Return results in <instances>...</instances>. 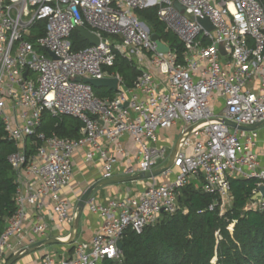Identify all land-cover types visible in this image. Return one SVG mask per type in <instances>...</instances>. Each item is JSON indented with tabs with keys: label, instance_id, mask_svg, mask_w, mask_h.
Wrapping results in <instances>:
<instances>
[{
	"label": "built area",
	"instance_id": "1",
	"mask_svg": "<svg viewBox=\"0 0 264 264\" xmlns=\"http://www.w3.org/2000/svg\"><path fill=\"white\" fill-rule=\"evenodd\" d=\"M149 7L180 40L182 53L162 39L169 49L157 50L136 14ZM203 17L210 30L198 23ZM37 22L44 23L41 36L32 32ZM78 26L96 33L99 44L74 50L71 34ZM116 53L139 70L130 87L108 71ZM77 77H117L118 89L99 97ZM45 113L77 118L79 137L47 135L40 129ZM0 119L17 146L8 156L17 176L15 210L0 234V264L50 237L63 241L61 248L43 250L37 264H123L117 242L124 233H141L163 212L174 213L178 191L191 178L216 195L209 208L218 205L220 214L231 206L232 178L256 179L253 194L264 185L263 3L0 0ZM257 123L256 129L238 128ZM177 125L181 139L172 166L160 175L175 170L173 178L160 184L148 179L153 182L137 193L104 203L90 196L85 207L99 225L90 239L75 235L69 242L77 208L63 190L72 181L75 154L82 150L87 164L99 161L101 178L113 176L122 162L127 176L151 171L170 156L159 130ZM245 208L264 210V198ZM64 228L65 234H56Z\"/></svg>",
	"mask_w": 264,
	"mask_h": 264
},
{
	"label": "trees",
	"instance_id": "2",
	"mask_svg": "<svg viewBox=\"0 0 264 264\" xmlns=\"http://www.w3.org/2000/svg\"><path fill=\"white\" fill-rule=\"evenodd\" d=\"M150 28L178 54L183 45L159 20L156 7L136 11ZM34 36L44 33V23L32 28ZM72 48L90 44L77 31L71 34ZM108 71L118 74L126 87L132 86L139 74L131 61L116 53ZM93 90L99 97H112L115 92L100 87ZM81 122L72 116H43L41 130L59 136L77 138ZM17 151L16 144L6 136L0 119V234L6 219L15 210L13 194L16 172L8 156ZM231 206L220 214L218 205L210 209L216 195L195 188L192 182L178 191L179 207L174 213L163 212L159 219L146 225L141 233L128 230L121 240L123 264H264V210L245 208L256 188V179L232 178ZM231 225V229L229 226Z\"/></svg>",
	"mask_w": 264,
	"mask_h": 264
},
{
	"label": "crops",
	"instance_id": "3",
	"mask_svg": "<svg viewBox=\"0 0 264 264\" xmlns=\"http://www.w3.org/2000/svg\"><path fill=\"white\" fill-rule=\"evenodd\" d=\"M174 127V126H173ZM176 127V133H172V127L168 129H162L159 130V142L162 144L167 145L172 151V148L175 143H173L174 136H178V129L179 125ZM178 139V137H177ZM176 139V141H177ZM264 148V147H263ZM261 148V149H263ZM83 151H79L74 156V173L73 178L69 186L64 188L63 195L70 200V198L75 197V193L78 192L79 189L83 187H88L90 184H92L94 181L101 178V164L99 161H96L91 164H87L83 162ZM127 162H122V164H119L115 170L113 176H127L124 175L122 170L126 166ZM77 176H80L79 178H76ZM160 177V176H158ZM156 177V178H158ZM130 184H126V182L116 183V184H107L103 186H99L98 188L94 189L91 197H94L97 202L104 203L111 199H117L119 197L124 196L127 193L135 194L140 189H136L135 185H138L140 187L141 185H145L148 183V179H140L136 181H129ZM190 182H192L195 186V188L200 187V179L197 178H191ZM143 183V184H142ZM132 185V186H131ZM134 185V186H133ZM100 193V194H99ZM70 197V198H68ZM83 223L80 225V218L78 222V229L76 233V237L80 240H88L91 238L94 231L97 229L99 225V218L93 214H91L86 207L83 209ZM81 217V215H80ZM56 234L62 235L65 234L66 230L65 228L62 230L55 231ZM54 232V233H55ZM43 251V250H42ZM42 251L36 252L33 258H29L28 261L20 260L18 259V262L15 264H37V259L39 255L42 253ZM28 255V254H27ZM26 256V255H23ZM22 256V257H23Z\"/></svg>",
	"mask_w": 264,
	"mask_h": 264
},
{
	"label": "water",
	"instance_id": "4",
	"mask_svg": "<svg viewBox=\"0 0 264 264\" xmlns=\"http://www.w3.org/2000/svg\"><path fill=\"white\" fill-rule=\"evenodd\" d=\"M261 2L263 3V6H264V0H261ZM178 7H180V6L178 5ZM180 9H181V11H183V8L180 7ZM197 21L200 25H202L207 30H210L212 28V26L210 25V22L208 21V19L206 17L197 18ZM77 32L79 33L80 37L83 38L85 41H87L90 45H98L100 42V38L96 33L91 32L90 30H88L87 28H85L83 26H78ZM151 38H152V40L156 41L158 51H160V52L168 51V49H169L168 46H166L161 41V38L157 34L152 33ZM48 53L53 58H55V56L52 52L49 51ZM26 73L27 72L23 73L24 77L26 76ZM75 80H77V81L81 80L85 83H89L94 88L104 87V88H107L109 91H113V92H115L118 89V78L117 77H96V78H91V77L79 78V77H77ZM125 106H126V104H125ZM224 122L229 126L236 127V124L229 121V120H224ZM261 124L262 123H257V124L250 125V126H238V128L242 129V130H252V129H256ZM180 139H181V137H179L177 139V141L175 142V144L172 148V151L170 153L169 159L167 160V162L164 166L155 168L151 171H145L142 173H138L135 175L110 176V177H106V178H99L98 180H96L92 184H90L85 189L82 196L78 200L77 214H76V218H75V221L73 224L72 236L70 237L69 242L73 239V237H75V235L77 233L80 215L82 214L83 209L85 207V204H86L88 198L90 197V195L92 194L94 189L98 188L99 186H103V185H107V184H116V183H121V182L136 181V180H140V179H151V178H156V177L160 176L164 171H166L167 169H169L172 166L173 157H174L175 152L177 150V146L180 142ZM260 197L264 198V185H261L258 187L257 192L252 195L251 200L253 201V200H256L257 198H260ZM56 243L61 244V243H63V241H61L55 237L46 238L42 241H39V242L31 245L29 247L28 251L29 252H35L36 250H38L39 248H41L44 245L56 244ZM117 246L119 248L122 247L121 241L117 242ZM25 253H27V252L15 254V255L11 256L8 260H6V262L4 264H14Z\"/></svg>",
	"mask_w": 264,
	"mask_h": 264
},
{
	"label": "rangeland",
	"instance_id": "5",
	"mask_svg": "<svg viewBox=\"0 0 264 264\" xmlns=\"http://www.w3.org/2000/svg\"><path fill=\"white\" fill-rule=\"evenodd\" d=\"M178 126V125H177ZM176 131V127L174 126V127H172V130H171V132L172 133H176L175 132ZM178 137V136H177ZM177 137H176V135L174 136V139H173V143H175L176 142V139H177ZM169 150H171L170 148H169ZM166 164V163H165ZM165 164H162V165H160L159 167H161V166H164ZM174 171L175 170H173L172 172H171V174L169 175V176H160V177H158V178H155V182H157V183H165V182H169L172 178H173V176H174ZM80 176H77L76 178H79ZM153 182V180H148V183L150 184V183H152ZM126 184H130V182H126ZM143 184V183H142ZM132 186V185H131ZM134 186V185H133ZM146 185H145V183H144V185H141L140 187H138V185H135V187H136V189H142V188H144ZM87 187L85 186V187H83V188H81V189H79L78 190V192L77 193H75L74 195H75V197H72V198H70V197H68V198H70V203H71V206H72V208H73V210H75L76 208H77V203H78V200L80 199V197L82 196V194H83V192L85 191V189H86ZM100 194V193H99ZM178 205H179V203H178ZM83 223V214H81V217H80V225ZM55 248H61V244H47V245H45V246H42L41 248H39L38 250H36L35 252H29V253H27V254H25L26 256H23V257H21V259L20 260H24V261H28L29 260V258H33V256H38V255H35L36 254V252H38V251H42V250H50V251H54L55 250ZM16 262H18V260L16 261Z\"/></svg>",
	"mask_w": 264,
	"mask_h": 264
}]
</instances>
